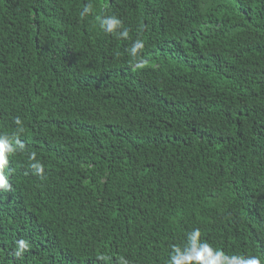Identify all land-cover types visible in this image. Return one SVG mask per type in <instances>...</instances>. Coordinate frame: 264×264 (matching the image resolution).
Listing matches in <instances>:
<instances>
[{
    "label": "trees",
    "instance_id": "1",
    "mask_svg": "<svg viewBox=\"0 0 264 264\" xmlns=\"http://www.w3.org/2000/svg\"><path fill=\"white\" fill-rule=\"evenodd\" d=\"M17 117L0 264H167L193 228L264 260V0H0V134Z\"/></svg>",
    "mask_w": 264,
    "mask_h": 264
},
{
    "label": "clouds",
    "instance_id": "2",
    "mask_svg": "<svg viewBox=\"0 0 264 264\" xmlns=\"http://www.w3.org/2000/svg\"><path fill=\"white\" fill-rule=\"evenodd\" d=\"M93 11L92 5L85 4L83 10L80 12L81 17L91 14ZM100 28L106 33L113 34L120 39L129 38V29L124 27L123 21L115 14L100 18ZM145 44L141 39L135 40L130 49L129 55L133 60H137L136 67H143V61H139L138 57L144 49ZM15 123L19 126L17 133L11 136L7 134H0V190L8 191L11 185L8 183L7 169L8 156L15 153L23 152L25 145L19 140V133L24 131L22 121L19 117L15 119ZM31 168L35 175L42 176L44 173V166L36 160V153H30ZM201 232L199 228H193L191 231L185 233V238L182 243L171 245L167 264H264V260L260 256L250 255L244 257L242 255H227L222 249L214 248L210 243L201 240ZM30 247L27 240L21 239L17 242L15 255L20 256ZM104 259V257H100ZM118 264H129V261L124 257H120Z\"/></svg>",
    "mask_w": 264,
    "mask_h": 264
}]
</instances>
